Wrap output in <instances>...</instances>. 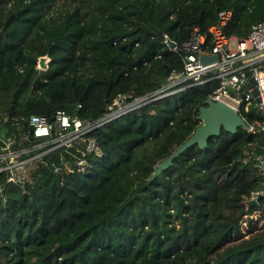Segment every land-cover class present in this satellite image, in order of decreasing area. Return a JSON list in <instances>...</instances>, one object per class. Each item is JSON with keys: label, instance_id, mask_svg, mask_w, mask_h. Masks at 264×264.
Instances as JSON below:
<instances>
[{"label": "trees", "instance_id": "16d2710c", "mask_svg": "<svg viewBox=\"0 0 264 264\" xmlns=\"http://www.w3.org/2000/svg\"><path fill=\"white\" fill-rule=\"evenodd\" d=\"M223 10L231 16L222 31L245 37L264 19V0H0V147L12 117L63 109L93 119L119 94L159 87L182 67L190 29L208 42ZM40 55L46 69L36 67ZM217 84L186 87L93 129L102 154L88 153L83 170L54 172L70 159L61 149L29 162L33 184L0 190V264H264V223L252 216L264 213V193L250 202L264 175L240 159L264 144L259 110L239 111L253 130L221 129L151 178L199 125Z\"/></svg>", "mask_w": 264, "mask_h": 264}, {"label": "built area", "instance_id": "2783aa9c", "mask_svg": "<svg viewBox=\"0 0 264 264\" xmlns=\"http://www.w3.org/2000/svg\"><path fill=\"white\" fill-rule=\"evenodd\" d=\"M230 16L231 10L219 12L218 23L208 27V42L206 34L202 33L198 26H193L180 46L182 50L180 69H173L165 82L151 91L138 95L132 93L117 95L105 105L103 113L96 118H79L77 115L67 114L63 109L56 110L51 118L40 114H31L24 121L12 117L11 128L14 131L0 147V175L6 174L5 178L0 180V190L5 183L33 184L34 178L29 174L28 163L57 149H61L70 159H64L63 164L61 162L53 164L54 172L85 169L88 164V153L102 154L97 140L88 135L90 131L148 103L209 80L218 82L216 88L209 94L213 100L228 104L238 113L241 107L248 110L252 106L264 114V19L252 24L245 37H237L226 35L222 31L221 26ZM168 40L170 39L164 35L167 45ZM170 49L176 50L177 47L175 45ZM202 54H217L218 57L203 63L200 59ZM251 77L254 84L247 87L246 84ZM254 89L256 94L253 93ZM2 120L6 122L8 117L3 116ZM24 122L27 126L23 125ZM27 127L32 129V139L28 137ZM253 128V125L247 124L246 130ZM255 129L264 133V123H259ZM13 133L19 135L15 136ZM34 139L30 145H23ZM14 142L17 147H13ZM70 147H73L74 151H71ZM257 148L256 150L255 147H245L240 159L243 163L253 161L264 175V144L258 142Z\"/></svg>", "mask_w": 264, "mask_h": 264}, {"label": "water", "instance_id": "95a60500", "mask_svg": "<svg viewBox=\"0 0 264 264\" xmlns=\"http://www.w3.org/2000/svg\"><path fill=\"white\" fill-rule=\"evenodd\" d=\"M168 45L170 48L175 46V42L168 40ZM217 54L204 55L200 56V59L203 63H207L211 60L217 59ZM49 57L47 55H40L37 58V66L40 69H46L48 67ZM254 84V80L251 77L247 82L246 86L250 87ZM253 93L256 94V90H253ZM258 100V98L256 97ZM204 105L199 107L198 114L196 119L199 120V125L194 129L192 134L179 146H177L170 155L164 157L159 161L151 174V178L157 175L162 169L166 168L171 164L172 159L179 155L187 147L197 144L200 148L204 147L207 144V139L210 136H215L220 133L221 129H224L228 132L235 133L236 130L241 127L243 129L247 128V123L243 116L239 114L233 107L228 104L213 100L211 97H207L204 100ZM23 125L27 126V123L24 122ZM28 137L32 139V129L27 127ZM262 194L258 193L256 198H251L250 202L255 203L257 199L260 198Z\"/></svg>", "mask_w": 264, "mask_h": 264}, {"label": "rangeland", "instance_id": "374dc122", "mask_svg": "<svg viewBox=\"0 0 264 264\" xmlns=\"http://www.w3.org/2000/svg\"><path fill=\"white\" fill-rule=\"evenodd\" d=\"M55 9V8H54ZM232 45H234V43H232ZM37 68H39L37 65H36ZM14 131V129L12 130ZM16 131V130H15ZM18 132H20V129H18ZM4 133L3 132V129L0 131V139H2L4 137V135L2 134ZM15 136H18L19 133H13ZM252 216L254 219H256L258 221V224L261 225L264 223V213H262L260 210H255L253 213H252Z\"/></svg>", "mask_w": 264, "mask_h": 264}, {"label": "clouds", "instance_id": "9594fccd", "mask_svg": "<svg viewBox=\"0 0 264 264\" xmlns=\"http://www.w3.org/2000/svg\"><path fill=\"white\" fill-rule=\"evenodd\" d=\"M39 69H40V68H39ZM258 193H261V194L263 195L264 191H263V190H261V191H257V192H256V195H257ZM256 195H255V197H252V198H256Z\"/></svg>", "mask_w": 264, "mask_h": 264}]
</instances>
